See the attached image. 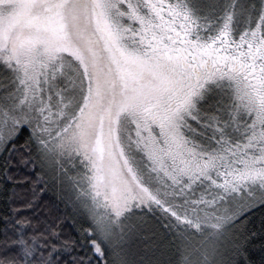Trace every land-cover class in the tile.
<instances>
[{
	"label": "snow or ice",
	"instance_id": "obj_1",
	"mask_svg": "<svg viewBox=\"0 0 264 264\" xmlns=\"http://www.w3.org/2000/svg\"><path fill=\"white\" fill-rule=\"evenodd\" d=\"M0 264H264V0H0Z\"/></svg>",
	"mask_w": 264,
	"mask_h": 264
},
{
	"label": "trees",
	"instance_id": "obj_2",
	"mask_svg": "<svg viewBox=\"0 0 264 264\" xmlns=\"http://www.w3.org/2000/svg\"><path fill=\"white\" fill-rule=\"evenodd\" d=\"M62 207V206H61ZM259 218V214L257 213V219Z\"/></svg>",
	"mask_w": 264,
	"mask_h": 264
}]
</instances>
